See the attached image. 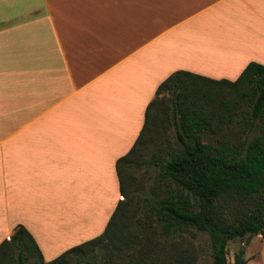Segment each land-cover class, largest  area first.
I'll return each instance as SVG.
<instances>
[{"label":"crops","instance_id":"obj_1","mask_svg":"<svg viewBox=\"0 0 264 264\" xmlns=\"http://www.w3.org/2000/svg\"><path fill=\"white\" fill-rule=\"evenodd\" d=\"M251 62L264 0H0V243L22 226L49 262L99 236L158 86Z\"/></svg>","mask_w":264,"mask_h":264},{"label":"trees","instance_id":"obj_2","mask_svg":"<svg viewBox=\"0 0 264 264\" xmlns=\"http://www.w3.org/2000/svg\"><path fill=\"white\" fill-rule=\"evenodd\" d=\"M223 88L228 94L218 93ZM162 92L170 96L158 100ZM218 99L235 125L230 139L225 134L206 140L221 131L212 122L221 123L223 114L205 105ZM155 106L173 125L175 140L145 162V144L157 133L158 115L150 114ZM143 163L165 185L161 195L151 189L133 196L131 172ZM115 168L122 199L99 236L44 262L34 239L18 226L0 243V264H196L194 242L204 235L211 264H228L229 241L264 239V66L249 63L233 82L182 71L170 75L148 104L135 144ZM233 257L234 264H246L244 249Z\"/></svg>","mask_w":264,"mask_h":264},{"label":"rangeland","instance_id":"obj_3","mask_svg":"<svg viewBox=\"0 0 264 264\" xmlns=\"http://www.w3.org/2000/svg\"><path fill=\"white\" fill-rule=\"evenodd\" d=\"M218 93L228 94V91H226V88H223L222 90H219ZM209 94V92L206 93V95ZM211 94L213 95L214 93ZM169 96L170 95L168 92H162L161 94H159L158 100L162 98L167 99ZM220 100L221 99L213 101L206 100L205 105L209 111H214L215 113L223 114V121L221 123L216 121L212 122V127L215 128L216 125H220L221 131L219 133L214 134L212 138H206V140H214L216 138H221L225 134H227L228 138L230 139L232 127L233 125H235V123L232 125L227 120V113L225 111V108L220 105ZM226 100L229 102L230 96L227 95ZM150 114L158 115V125L156 128L157 133H155L154 135L150 134L152 137H154V140L151 139L149 143L147 142L145 144L147 146V148L143 150L145 162L149 161L150 155L158 153L160 150L167 148L169 145H173L175 140V131L173 125L166 121L165 114L160 111L158 106H155L151 110ZM237 130L238 129L236 128L235 131ZM144 163L143 165H141L140 169L134 171L132 170L131 172V177L133 178V196H138V194L140 193H146L149 195L151 189L155 190L156 192H159L161 195L166 190L165 185L163 183L158 182L159 176L157 171L154 170V168H150L148 165H145ZM133 203L134 204L132 206L136 207V200H133ZM138 218V215L135 216V221H137ZM175 236L176 234H174L173 238H176ZM245 242L246 241L244 239H236L227 243L228 264H234L233 256L241 248L244 249V258L246 260V264H264V239H261V237H253L247 244ZM194 243L198 247L196 264H211L207 237L205 235L199 236Z\"/></svg>","mask_w":264,"mask_h":264}]
</instances>
